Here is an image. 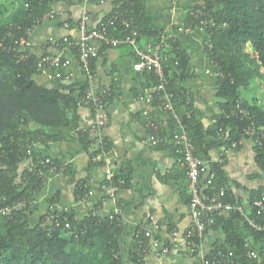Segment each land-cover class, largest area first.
Listing matches in <instances>:
<instances>
[{
    "label": "trees",
    "instance_id": "obj_1",
    "mask_svg": "<svg viewBox=\"0 0 264 264\" xmlns=\"http://www.w3.org/2000/svg\"><path fill=\"white\" fill-rule=\"evenodd\" d=\"M16 1L18 5L13 12L9 11L8 4L0 3V207L25 199L34 203V197L48 180L47 175L39 173L40 169L48 170L42 161L50 157L41 147L78 140L89 155V171L106 164L105 153L110 149L105 138L98 142V136H92L90 128H83L79 123L78 108L84 105L82 98L89 81L79 94H76L73 84H65L61 78H56L53 87L39 83L36 75L41 72L39 61L42 55L29 52L28 58L22 59L18 50L8 49L16 39L28 40L33 28L43 22L57 2L82 3L85 0ZM90 1L96 3L101 0ZM147 2L113 0L112 11L96 27L107 25L109 18L119 11L133 17L140 38L147 36L163 41L164 53L176 63L174 71L168 64L170 59L165 62L167 88L198 154L210 159L213 148L224 145L228 149H238L242 140L251 139L255 162L262 169L264 178V139L256 142L244 134L249 120L226 118L222 112L241 102L255 115L257 126L262 124L264 127V0H197L188 13V26L204 29L207 35L204 52L218 73L215 89L220 109L218 112L210 109L213 121L209 125L204 122L205 112L197 106L193 91L186 86L187 79L193 76L192 56L185 47L191 40L190 35L164 38L163 29L147 18ZM192 10H202L205 16L196 18ZM109 31L125 34L120 22L110 25ZM108 47L104 45L100 52ZM99 54L89 60V69L94 75ZM143 72L152 85L159 82L153 72ZM115 83L112 80L108 85L111 91L105 97L107 107L118 95ZM245 89L259 95L249 99L243 92ZM153 103L162 108L163 102L158 97ZM159 124L170 141L154 148L170 150L180 159L171 139L177 128L171 114L167 122ZM68 127L76 130V135L71 138L64 133ZM52 129L58 132L50 133ZM235 142L237 147L232 146ZM29 146L31 153L27 152ZM52 161L50 170L54 168L55 172L70 174L71 166ZM225 163V159L211 161L210 170L215 175L213 184L225 202L241 204L230 187ZM88 180L89 176L78 182L77 199L90 194ZM104 184L129 187L130 171L123 166L114 169L111 179L107 178ZM263 193L264 182L251 192L250 205L245 207L250 208ZM187 198L190 202V195ZM59 200L60 192H57L36 223L30 218L33 203L11 215L0 212V264H145L146 259L141 256L142 247L149 244L145 226L137 227L125 255L121 242V209L101 216L98 207L94 206L88 214L80 217L72 207L53 208ZM66 222L71 224L70 228L65 227ZM218 228H222L224 238L213 244V252L219 249L233 251L234 264H264V257H253L248 253L249 250L262 252L264 233L254 230L238 209L217 213L215 225L206 234ZM163 240L171 244L170 238Z\"/></svg>",
    "mask_w": 264,
    "mask_h": 264
},
{
    "label": "crops",
    "instance_id": "obj_2",
    "mask_svg": "<svg viewBox=\"0 0 264 264\" xmlns=\"http://www.w3.org/2000/svg\"><path fill=\"white\" fill-rule=\"evenodd\" d=\"M196 1L148 0L147 18L153 25L163 29L166 39L190 35L191 40L185 47L192 56L193 76L187 79L186 86L193 91L197 106L205 112L204 122L209 125L213 121L210 109L215 112L220 109L215 89L217 72L204 52L203 45L207 40L204 29L188 26V13ZM112 9L113 0H101L96 3L57 2L53 8L56 16L45 18L33 28L27 40L26 50L39 56L46 53L55 54L69 60V64L64 68L45 69L36 75L38 82L53 87L56 78H61L63 83L73 84L76 94H79V90L88 83V75L79 56L74 49L56 46L49 42V39L63 36L78 38L82 17L87 18L89 27L93 29ZM67 24L69 25L66 26ZM151 41L156 42L158 39L147 36L141 38L142 44ZM137 62V55L128 46H110L100 52L96 59L92 86L98 90L115 80L118 93L108 106L110 121L101 133L102 136L97 139L101 142L105 138L108 141L106 143H109L106 164L93 167L89 171V155L78 140H65L50 144L49 147L43 145L41 148L44 154L71 166L70 174L55 171L48 173L44 188L34 197L30 218L36 220L44 214L45 210L40 209L41 203L44 202V206L48 208L47 201L57 192H60V200L52 207H72L80 217L88 214L94 206L98 207L101 216L121 209V242L126 255L137 227L141 225L153 228L150 223V217L153 216L160 225L158 234L165 240L171 237L175 229L179 230V245L172 244V249L168 252L148 256L145 264H201L203 256L216 241L224 238V233L222 228L210 231L202 241L199 253L188 252L183 234L191 225L192 212L187 200L189 194L185 169L180 159L170 150L147 147L142 143V138L149 130L148 119L159 123L167 122L169 113L160 105L138 99V95L152 84L143 71L136 69ZM168 64L175 71L176 63L172 58ZM58 73L62 77H57ZM78 114L81 127L89 128L93 124L94 112L89 106L80 105ZM57 132L50 130L53 134ZM64 133L66 137L71 138L76 135V130L74 127H68L64 129ZM255 157L252 140L244 139L238 149H228L220 145L210 151V159L202 156L203 170L207 176L211 161L225 159L231 189L242 205L249 206L251 192L264 182L262 169L255 162ZM122 166L130 171L131 185H105L108 169L114 170ZM87 176L90 194L77 199V184ZM224 214L228 215L229 212Z\"/></svg>",
    "mask_w": 264,
    "mask_h": 264
},
{
    "label": "built area",
    "instance_id": "obj_3",
    "mask_svg": "<svg viewBox=\"0 0 264 264\" xmlns=\"http://www.w3.org/2000/svg\"><path fill=\"white\" fill-rule=\"evenodd\" d=\"M90 0H85L89 2ZM192 9V8H191ZM192 15L196 18L205 16L202 10H192ZM56 11H49L45 18H54ZM120 22L125 29V34H119L117 32H110V25ZM205 23V22H203ZM67 24L66 26H68ZM80 36L78 38H71L70 36L52 37L49 39L56 46H66L71 49H75L78 53L79 59L82 63L83 69L88 75L89 87L87 88L82 103L89 106L94 112L93 124L89 127L92 136H102V132L110 121V112L106 106V95L111 91L109 86L101 87L96 90L92 86L94 80V74L89 69V60L91 56L99 54L101 47L108 45L111 47L128 46L132 48L138 57L136 69L138 71L153 72L158 77L159 82L149 87L145 92L138 95V99L152 104L155 98L158 97L162 102V108L169 112L176 122V130L174 132L173 139L174 144L177 147V152L180 154V161L182 162L185 174L187 178V187L190 195L189 207L192 212L191 225L186 229L183 234L184 243L189 253L196 254L201 250V240H204L206 233L216 223V215L222 211H231L232 209H238L247 220V223L256 231L264 233V193L255 199L250 208H246L245 205L236 204L233 205L229 202H225L222 199V195L216 191V186L213 184L214 173L210 170L209 175H205L203 170V160L198 154L197 148L193 143L186 125L183 123L181 117L177 113L172 94L168 90V79L165 72V62L170 58L164 53V42H147L141 43L139 37V31L135 27L134 19L131 15L116 11L110 18L107 25L101 27H95L90 29L89 22L84 16L80 20L79 24ZM27 40L24 38L16 39L15 44L10 46L9 50L19 51L20 58L26 59L29 56V52L26 50ZM69 64V60H65L62 57L46 53L41 56L39 61V70L42 72L45 69L50 68H64ZM218 75V73H217ZM57 77H62L61 74H57ZM226 118H242L249 120V124L244 128V134L254 139L256 142H261L264 139V127L257 126V119L255 115L251 113V110L244 106L241 102H237L228 110L222 111ZM147 113V111H145ZM149 130L142 138V143L147 147H157L159 145H166L170 138L165 135L160 129V124L152 119H148L147 124ZM228 135V133H227ZM238 143L235 142L232 146L237 147ZM31 146L28 147L27 152L31 153ZM108 155L105 153L106 161ZM100 158V156H98ZM222 161V159L220 160ZM42 165L47 166L48 170L40 169L41 176H48V172L54 171L51 166L53 165L52 158L47 157L45 161H42ZM113 170L108 169L107 178L111 179ZM124 183V181H121ZM33 201L27 199L18 201L14 204H8L0 207V212L4 214H14L15 212L26 208L31 205ZM68 208V207H67ZM252 210V213L250 210ZM254 211V212H253ZM150 223L153 228L148 229L149 244L145 245L141 249V256L147 259L148 256L160 253L168 252L173 246H178L179 242L177 238L180 236L179 230L175 229L171 233V244H167L162 236L158 234L160 231V225L154 220V217H150ZM66 228H70L71 224L66 222ZM262 252L258 250H249L248 253L253 257H264V249ZM201 264H234V252L224 251L219 249L212 251V248L203 256Z\"/></svg>",
    "mask_w": 264,
    "mask_h": 264
},
{
    "label": "rangeland",
    "instance_id": "obj_4",
    "mask_svg": "<svg viewBox=\"0 0 264 264\" xmlns=\"http://www.w3.org/2000/svg\"><path fill=\"white\" fill-rule=\"evenodd\" d=\"M0 3H6V4H8V5H9V11H10V12H13V11L16 9V6L18 5V2H17L16 0H0ZM243 92H244V94L246 95V97H249V99L252 98V96L259 95L257 92H254V93H253V91H251V90H246V89H245ZM262 99H264V96L262 97ZM49 173H50V172H49ZM49 200H50V199H49ZM47 202H49V201H47ZM41 205H42V207H40L41 211H42V210H45V212H46V211H47V210H46V209H47V206H44V202H42ZM46 205H47V204H46ZM43 212H44V211H43ZM39 218H40V217H39ZM39 218L36 219V220H34V219H32V220H33L34 223H36L35 221H38Z\"/></svg>",
    "mask_w": 264,
    "mask_h": 264
}]
</instances>
